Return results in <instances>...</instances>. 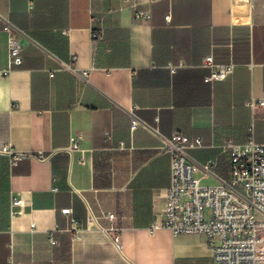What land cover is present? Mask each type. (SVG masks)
Masks as SVG:
<instances>
[{
  "label": "crops",
  "instance_id": "0c3cea01",
  "mask_svg": "<svg viewBox=\"0 0 264 264\" xmlns=\"http://www.w3.org/2000/svg\"><path fill=\"white\" fill-rule=\"evenodd\" d=\"M5 21L24 44L8 75ZM210 56L226 80L206 83ZM253 100L264 0H0V264H215L204 235L148 232L171 180L161 135L201 138L190 161L217 185L226 139L264 144Z\"/></svg>",
  "mask_w": 264,
  "mask_h": 264
},
{
  "label": "built area",
  "instance_id": "2783aa9c",
  "mask_svg": "<svg viewBox=\"0 0 264 264\" xmlns=\"http://www.w3.org/2000/svg\"><path fill=\"white\" fill-rule=\"evenodd\" d=\"M135 17L144 21L146 13L139 11ZM3 31L8 37L9 67L4 71L8 75L23 64V32L9 21L4 22ZM93 37L98 38V34L94 32ZM203 67L210 71L205 79L209 84L226 80L234 69L233 65L218 66L212 56L204 60ZM257 105L264 106V100L248 104L252 108ZM140 127L150 129L133 114L131 131ZM161 139L170 159L171 180L163 219L153 222L148 232L167 230L175 237L204 235L210 240L215 264H264V144L253 138L243 144L226 139L220 150L228 159L229 177L217 185L204 186L189 158L191 150L204 147L203 140L183 134L161 135ZM17 162L15 158L13 164ZM203 170L211 174L213 165L208 163ZM22 204L21 200L13 203L14 206ZM63 213L69 215L71 210ZM88 222H96V218L91 215ZM51 240L55 245L58 243L53 235ZM115 241L120 244L117 233Z\"/></svg>",
  "mask_w": 264,
  "mask_h": 264
},
{
  "label": "rangeland",
  "instance_id": "374dc122",
  "mask_svg": "<svg viewBox=\"0 0 264 264\" xmlns=\"http://www.w3.org/2000/svg\"><path fill=\"white\" fill-rule=\"evenodd\" d=\"M107 217H108L110 220H112V218H113V217H111V216H107Z\"/></svg>",
  "mask_w": 264,
  "mask_h": 264
}]
</instances>
